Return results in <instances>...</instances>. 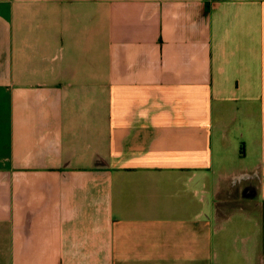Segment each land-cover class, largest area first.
<instances>
[{"label":"crops","instance_id":"crops-1","mask_svg":"<svg viewBox=\"0 0 264 264\" xmlns=\"http://www.w3.org/2000/svg\"><path fill=\"white\" fill-rule=\"evenodd\" d=\"M264 0H0V264H262Z\"/></svg>","mask_w":264,"mask_h":264},{"label":"rangeland","instance_id":"rangeland-1","mask_svg":"<svg viewBox=\"0 0 264 264\" xmlns=\"http://www.w3.org/2000/svg\"><path fill=\"white\" fill-rule=\"evenodd\" d=\"M257 255H258L257 256V261H259V262L261 261L262 262L263 261V258H264V252L258 253Z\"/></svg>","mask_w":264,"mask_h":264},{"label":"water","instance_id":"water-1","mask_svg":"<svg viewBox=\"0 0 264 264\" xmlns=\"http://www.w3.org/2000/svg\"><path fill=\"white\" fill-rule=\"evenodd\" d=\"M262 264H264V258H263Z\"/></svg>","mask_w":264,"mask_h":264}]
</instances>
